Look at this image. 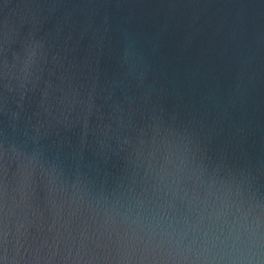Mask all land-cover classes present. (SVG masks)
I'll return each mask as SVG.
<instances>
[{
	"label": "water",
	"instance_id": "1",
	"mask_svg": "<svg viewBox=\"0 0 264 264\" xmlns=\"http://www.w3.org/2000/svg\"><path fill=\"white\" fill-rule=\"evenodd\" d=\"M0 264H264V0H0Z\"/></svg>",
	"mask_w": 264,
	"mask_h": 264
}]
</instances>
